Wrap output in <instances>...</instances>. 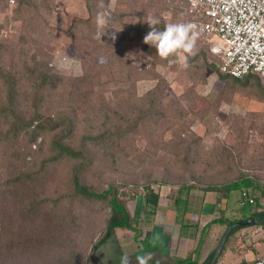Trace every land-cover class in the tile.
<instances>
[{
    "label": "rangeland",
    "instance_id": "rangeland-1",
    "mask_svg": "<svg viewBox=\"0 0 264 264\" xmlns=\"http://www.w3.org/2000/svg\"><path fill=\"white\" fill-rule=\"evenodd\" d=\"M13 1L10 5V0H0V68L16 70L24 79L27 72L44 70L61 78L42 110L46 115L66 111L72 116L78 128L75 144L87 132H110V119L123 126L118 145L110 141L92 151L93 163L82 171L86 187L101 192L118 186L133 199L147 192L145 186L158 183L199 186L264 174V80L246 85H241L245 78L241 84L218 80L206 62L211 46L219 42L216 36L210 42L199 38L192 63L181 70L146 51L144 36L128 28L135 23L132 17L112 20V29L118 31L114 40L107 34L98 40L92 26L67 31L73 19L88 18L87 0H52L48 22L40 23L41 27L16 14L17 2ZM69 3L73 13L82 6L85 15L71 18L69 11L59 15L71 18L68 23L58 16L54 20V14ZM115 3L110 1L111 9ZM183 14L178 10L169 13L165 5L153 16H160L164 24L188 22ZM124 62L130 72H123ZM124 91L134 93L127 106L121 105ZM28 95H23L22 106L32 102ZM131 103L138 107L135 111ZM7 128V122L0 119V133ZM28 142V137L0 142V185L8 172L10 179L17 171L35 172L48 158L42 138L34 145ZM72 166L48 165L29 192L10 197V202L0 191V264H79L80 255L91 253L103 232L107 211L72 195ZM135 185L138 190L133 192ZM58 197L63 202L51 213H24L35 200ZM119 230L110 233L96 250L101 264H123L115 239Z\"/></svg>",
    "mask_w": 264,
    "mask_h": 264
},
{
    "label": "trees",
    "instance_id": "trees-1",
    "mask_svg": "<svg viewBox=\"0 0 264 264\" xmlns=\"http://www.w3.org/2000/svg\"><path fill=\"white\" fill-rule=\"evenodd\" d=\"M110 1L111 0H103L105 8L100 9L98 5L101 0H87L85 6L88 18L85 20L77 18L73 19L68 25L67 31L76 32L77 28L83 25L96 28V26L93 25V18H95L94 14L98 11L104 10L111 14L113 21L120 20L124 17L134 18L135 23L128 28L129 30L134 31L136 36L142 37L150 30L146 21L153 17L154 12L160 14V12L165 9V3L161 0H123V2H121V0H115V2L118 1V4L115 3L114 9L110 8ZM16 2L17 5L15 6L14 11L26 22L38 23L40 27V23L45 25V22H48L46 19H49V15L52 12V0H16ZM152 6L154 9L151 8ZM120 7L122 8L120 9ZM183 13L187 18V14L185 12ZM157 18L160 19L161 23L156 27L162 30L165 24L160 16ZM202 44L205 43L203 42ZM143 46L144 48L147 47L146 51L150 53L154 59L164 61L159 58L154 48H151L149 45ZM205 46L208 50V46L206 44ZM192 61V59H189V65ZM206 62L208 63L207 66L214 71L218 80H229L234 84L242 83L241 79H234L221 72L220 59L216 55L209 53L208 57H206ZM122 70L123 72H130V65L125 62L122 63ZM135 72L136 70L132 67V74L135 75ZM25 76L27 77L26 79H24L23 76H20L19 73H16V70L0 68V119L8 124L6 131L2 134L0 133V142H5V140L9 139L10 141L16 140L17 142L21 137H28V143L34 145L38 138H42L44 144H47L48 158L42 161L41 166L35 172L27 173L17 171L16 174H12V179H10L11 173L8 172L6 174L7 178L0 185V191L3 193L4 199L10 202V197L14 198V195H22L24 192H29L30 185L41 176L44 168L48 165L60 163L73 165L71 167L72 171L70 175V185L73 190L72 195L83 201L96 203L101 206H99L100 210L103 209L104 211H107V215L104 219L103 232L93 244L91 253L88 256L86 254H83L82 256L76 254V257L79 255L81 257L78 259L79 264H94L98 262L95 256L96 250L102 245L106 237H108L116 228H125L133 232L135 231L133 219L127 206L129 199L131 198L126 195L122 188L118 186H109L104 191L96 192L86 187L81 181L82 171L85 168H89L93 163L92 151L105 147L110 141H116V145H118L120 141L119 138L124 131L123 126L119 122L110 119L109 123L112 125V130L110 129V132H107L106 130L99 134L87 132L86 134H83L82 138L77 144H75L78 128L72 116L66 111H59L55 115H46L42 110V105L50 98L51 94L55 93L61 84V78L59 76H54L45 70L39 71L38 73L34 71L33 74L27 72ZM258 79L264 80L257 75H249L245 77V84L241 85H246L248 81H256L258 84ZM76 80L81 81L82 79L77 78ZM24 83L26 84V88L23 87ZM27 93L29 94L28 98L31 99L32 102L28 105L26 104L25 106H22L24 100L23 95H26ZM123 94L121 105L125 103L127 106L133 99L132 96L134 93L124 91ZM84 96H86V94H84ZM157 103H159V101H157ZM130 106L133 109L134 107L135 109L138 108L137 106H134V103H131ZM114 110L115 109H113V111ZM148 110H151V108H148ZM105 116V121H107L109 115L106 114ZM151 116L156 117L152 114ZM48 137L50 139H48ZM47 139L49 140L48 143ZM256 179L257 178L252 175H243L236 180L222 182L220 184L208 183L199 186H180L170 183H158L157 185L171 187L170 197L173 196V187H177V192H179V194L182 192L189 194L191 190L197 189L201 192H217L225 196L232 191H248L258 188ZM10 188H13V194L10 193ZM137 188L138 186L135 185L131 191L136 192L138 190ZM143 189L148 192L151 190L149 186H145ZM62 199V197H58L53 200L42 199L37 202L35 200L31 202L29 208L24 213L39 214L42 210H44V213L46 214L51 213L48 211L57 210L58 206L63 202ZM45 205H52V208H48L47 206L44 208ZM258 209L259 211L254 213L252 218H255L258 223L264 224L263 209L259 207ZM234 224L235 222L229 223V226ZM241 228L242 227H235L230 233L218 259L222 256V252L228 245L230 238ZM142 250L145 257H150L147 259V264H198L197 262L191 261L190 258L185 260L170 258L166 250L161 247H153L148 241L142 243ZM214 252L215 251H213L201 264H209L214 256ZM217 261L215 264H217Z\"/></svg>",
    "mask_w": 264,
    "mask_h": 264
},
{
    "label": "crops",
    "instance_id": "crops-1",
    "mask_svg": "<svg viewBox=\"0 0 264 264\" xmlns=\"http://www.w3.org/2000/svg\"><path fill=\"white\" fill-rule=\"evenodd\" d=\"M72 8L74 6L69 3L60 14L55 13L53 19L57 20L58 16L68 23L73 16L85 15L82 6L77 14L73 13ZM69 11L72 12L70 19L59 16ZM255 177L258 188L232 191L225 196L197 189L189 194H179L177 187H173V196L170 197L171 187L165 185H157L149 192L136 195L127 204L135 231L116 228L122 229L115 239L123 264H139L140 258L145 257L142 250L144 241L150 242L153 247L163 248L170 258H190L201 264L216 251L229 223L255 219L252 216L259 211L258 207L263 209L264 174ZM243 193L253 197L254 204L243 202ZM263 255L264 224L256 221L255 225L236 231L216 261L217 264H246ZM97 260L96 263L101 264L100 259Z\"/></svg>",
    "mask_w": 264,
    "mask_h": 264
},
{
    "label": "built area",
    "instance_id": "built-area-1",
    "mask_svg": "<svg viewBox=\"0 0 264 264\" xmlns=\"http://www.w3.org/2000/svg\"><path fill=\"white\" fill-rule=\"evenodd\" d=\"M167 10H180L197 26L199 38L219 39L210 51L220 59V70L234 79L257 75L264 79V0H161ZM14 4L10 0V5ZM243 202L254 198L242 194ZM264 212V200L262 202ZM246 264H264V255Z\"/></svg>",
    "mask_w": 264,
    "mask_h": 264
},
{
    "label": "clouds",
    "instance_id": "clouds-1",
    "mask_svg": "<svg viewBox=\"0 0 264 264\" xmlns=\"http://www.w3.org/2000/svg\"><path fill=\"white\" fill-rule=\"evenodd\" d=\"M195 3V0H193ZM104 9L105 5L101 0L98 5ZM96 34L95 39L101 40V37L108 35L109 39L114 40L117 30H113L111 14L107 11H98L96 15ZM149 31L143 37V43L154 48L156 54L161 60L166 61L169 65H179L181 70L189 68V59L194 57L198 52L197 42L200 36L197 26L190 22H169L164 25L163 29L156 26L161 23L160 19L153 16L149 18ZM109 29L112 31L109 32ZM150 257H142L139 264H147Z\"/></svg>",
    "mask_w": 264,
    "mask_h": 264
},
{
    "label": "water",
    "instance_id": "water-1",
    "mask_svg": "<svg viewBox=\"0 0 264 264\" xmlns=\"http://www.w3.org/2000/svg\"><path fill=\"white\" fill-rule=\"evenodd\" d=\"M256 224V220L255 219H248V220H245V221H242V222H237L236 224L234 225H231L228 227V229L226 230L225 234L223 235L215 253H214V256L212 258V260L210 261L209 264H215L217 258L219 257L220 253H221V250L229 236V234L233 231L234 227H247V226H252V225H255Z\"/></svg>",
    "mask_w": 264,
    "mask_h": 264
}]
</instances>
